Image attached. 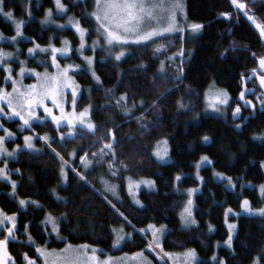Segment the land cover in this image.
Wrapping results in <instances>:
<instances>
[{
	"label": "trees",
	"instance_id": "obj_1",
	"mask_svg": "<svg viewBox=\"0 0 264 264\" xmlns=\"http://www.w3.org/2000/svg\"><path fill=\"white\" fill-rule=\"evenodd\" d=\"M63 2L68 5V14L80 19L82 25L89 29L91 39L94 36V23L85 17L92 10V0ZM240 2L248 6L249 15H254L257 22L264 24V0ZM28 4L29 0H6L5 10H12L14 18L26 22L22 32L33 39L22 40L19 46L27 51L34 45L33 41L46 46L52 40L59 45L60 38H66L72 43L74 49L71 58L59 60L62 65L75 63L82 66L81 73L74 74L82 88L77 109L82 110L91 104V120L99 131L98 136L85 132L75 140L69 137L61 142L60 132L66 133L67 126L57 132L54 123L46 120L43 124L35 122L32 129L26 128L21 132L19 129L22 122L19 119L5 121V125L17 134L14 141L8 142L10 147L17 143L23 144L26 135H47L56 141L51 148H55L68 163V166L62 164L60 158L39 138L36 143L43 147L42 152L22 150L16 159L8 161L11 178L18 185L17 195L16 198L11 195L9 182L0 180V209L8 215H17L18 239L9 243V250L16 263L23 264L21 254L24 252L36 258V246L60 250L67 243L73 246L88 244L113 255L144 252L150 255L155 264H165L148 252L151 235L145 229L150 224L166 226L164 250L182 252L195 248L202 264H212L213 254L225 259L227 264H252L256 256L264 254V217L259 216H232L231 219L237 223L233 239L234 251L225 246L216 247L218 242L225 241L228 236L225 223L227 209L240 211L243 199H249L254 208H261L264 206V197L256 188H241L238 183L237 188L232 190L213 177L214 170H217L240 182H264V169L260 167L264 161V139H253L264 137V108H258L255 114L251 108H245L237 120L206 116L199 122L191 123V119L203 109L206 91L211 87L225 89L233 102L238 101L244 89L242 76L246 79V85L255 89L254 94L261 90L253 69L259 66L258 58L264 56V38L260 36L255 23L247 18L245 10L236 8L231 0H185L187 20L205 26L199 34L194 38L186 37L183 42L179 36H168L155 43L131 47L129 54L121 61L106 59L102 50H97L95 70L102 80V85H97L75 51L79 44L76 33L70 28L58 29L41 23L47 9H55L53 0H31V17L25 13ZM221 13H231L232 18L225 19ZM0 33L7 38L15 35V25L3 16H0ZM233 42L237 47L233 48ZM0 45L6 49L14 48L8 42ZM160 45L166 46L164 53L155 52ZM181 48L186 49L182 82L161 78L170 77L175 71L179 59L171 61L168 57L175 55ZM89 54L93 55V52ZM27 61L29 67L53 71L50 53L38 52ZM161 61L166 65L164 73L159 71ZM4 74L1 71L0 78ZM154 77L156 79L153 82ZM89 89L92 90L90 94ZM106 89H112L114 96L106 95ZM124 93L129 96V106L135 94V102L139 104L143 100L147 107L135 109L132 117L125 116L114 102L115 97ZM161 93H165L166 98L158 105L157 111V108L152 107V102L158 100ZM261 98H264V94ZM178 102L184 103L187 111L178 109ZM104 105L109 107L105 109ZM141 115L144 116L143 121L134 118ZM239 121L242 127L236 128L235 123ZM157 122L158 126L147 135L141 134L140 123H147L151 127ZM113 127L117 140L116 160L128 164L130 169H121L117 176H112L108 169L110 156H104L103 163H97L96 158L92 157V153L102 147L99 136H104ZM204 136H208L210 142L205 143ZM129 137L134 139L129 142ZM162 139H168L170 144L172 161L166 164L160 163L152 155L157 141ZM73 152L75 156L70 155ZM85 152L88 153V159L93 160L89 170H85L80 161ZM203 155L211 158L213 165L201 170L204 184L202 191L196 195L195 210L198 227L184 229L179 214L188 195L183 190L174 189V177L186 174L181 182L183 188L196 185L197 180L191 173ZM62 167L68 177L66 185L62 184L63 178L60 175ZM116 167L119 168L120 164L117 163ZM17 168L20 174L16 173ZM77 172L86 176L89 183L81 181ZM129 176L133 179L151 178L156 182V191L142 189L138 194L144 208L134 204L127 192L126 180ZM104 178L119 185V198L106 196L107 200L104 199L105 195L100 191V181ZM57 196L62 199L57 200ZM17 198L36 200L42 207L30 203L26 209H21ZM48 213L57 217L60 224L59 237L52 234L49 227L45 231L42 222ZM63 213H67L66 221L59 220ZM124 217L131 223H127ZM209 224L215 228L213 233L208 231ZM26 225L34 244L27 240L24 232ZM121 227L125 233L132 234L131 238L126 239L121 248L113 250L115 234L112 229ZM0 238H4L2 230Z\"/></svg>",
	"mask_w": 264,
	"mask_h": 264
},
{
	"label": "snow or ice",
	"instance_id": "obj_2",
	"mask_svg": "<svg viewBox=\"0 0 264 264\" xmlns=\"http://www.w3.org/2000/svg\"><path fill=\"white\" fill-rule=\"evenodd\" d=\"M79 2V0H78ZM55 9L57 13L63 16L66 14L69 9L68 5L63 2V0H53ZM231 3L238 9L245 10V15L249 20H252L256 28L259 30L260 36L264 38V24L256 21L254 15H249L247 11V5L245 3L240 2V0H231ZM39 7V4H37ZM6 8V0H0V16L7 18L8 21H11L15 25V35L7 38L2 33H0V41L5 39H10L13 43L17 42L18 38L23 37L22 29L25 25V21L23 20H15L14 12L12 10H5ZM186 4L185 0H93V11L90 12L85 19L94 20L95 22V35L97 39L92 41L91 50L93 52L92 56H83V52L86 47V38L89 37V29L82 26L80 19L75 18L73 16H68L67 24H58V28H67L71 27L75 30V33L78 34L79 38V47L75 49L86 62V71H88L95 81L97 85H102V80L95 70V52L99 47L105 55V58H113L115 61H121L128 53L124 50V46L130 44H147L149 41H153L155 43V38L164 36L165 33L174 34V33H185L186 31L190 32L192 38L199 34L202 29L205 27L204 24L201 23H191L185 24V26H180L179 16H182L183 19L187 20L186 13ZM25 13L27 16L31 17V0H29L28 6L25 8ZM225 19H231V13H221ZM53 10L51 8L47 9L44 20L41 21L42 24L55 23L52 19ZM161 22H166V26L158 27ZM155 25V26H154ZM183 35L180 36L181 42H183ZM101 40H103V44H101ZM34 47L29 48L28 54L29 56L34 55L37 51L41 53L50 52L51 53V65L56 69L55 72H49L47 68H45L43 73L37 72L35 69H28L24 65L26 61L19 60V72L17 76L19 79L14 78L13 72L14 69L11 66V61L13 59H19V48H17V53L5 52L3 49H0V69L6 73L5 76L0 78L5 85H10L11 91H8L7 87H0V131L4 134L0 135V163L3 164L0 167V180L8 181L11 186V195H17V182L12 180L10 171L8 169V158L16 159L18 153L21 151V146L19 144L16 145L15 149L9 151L7 147L8 141H14L16 133L10 131L5 127V121H11L16 118L19 119L22 123L20 124V131L23 132L24 129H32L33 122L39 121L43 124L48 118H50L51 122L55 125V130L60 132V128L62 122L66 124L67 127L72 129L67 133V136L60 132L59 140L61 142L65 141L67 138H72L75 140L77 137L82 136L83 133H88L92 136H98V127L91 120V113L93 107L91 104H88L83 108L82 111L77 113L76 105H77V97L81 95L80 93V85L76 82L74 75H70L72 72H80L82 69L80 65H67L61 67L57 60V54H59L62 58H71L70 53H72L73 48L71 46V42L67 39L63 40V47L57 48L52 44H49L46 47H42L40 44L35 43ZM237 47L236 43L233 42V48ZM166 51L165 45H160L155 49L157 53H164ZM227 50H225V53ZM225 53H222L225 54ZM184 49L181 48L178 53L175 55L168 57L171 61H176L179 58V62L176 64L175 71L172 75L162 76L161 78L173 79L175 81L182 82V78L184 76ZM255 56V53H252ZM105 61H101L104 63ZM258 65L260 72H257L253 69V74L256 75L259 79V84L262 88H264V56L258 58ZM141 67H146L141 65ZM165 64L163 61L160 63L159 71L164 73ZM28 73L31 76H34L37 80V83L30 84L25 86L23 84V80L25 78V74ZM123 75V73H122ZM155 77L153 78V82L155 81ZM242 80L245 83V90L241 91L239 94V100L243 101L246 106H250L251 108H255V105L251 100H247L245 98V93L248 91L246 87V79L242 76ZM91 89L88 90L89 94L91 93ZM106 95H113L112 89L104 90ZM170 91V90H169ZM71 97L70 102L68 101V97ZM166 98L165 93H161L160 98L156 101L152 102V107L158 109V105L162 103ZM229 95L226 90H217L213 94V98L210 100L208 104V108L214 112H221V107L218 105H228L229 103ZM260 100L261 106L264 107V98L257 97ZM51 101L52 107H49L47 101ZM114 102L117 108L120 109L121 112L125 114V116L132 117V113L135 109L140 108L144 109L147 107L145 102L141 100L139 104L135 102V94L132 98V104L129 106V96L127 93L120 95L119 97L114 98ZM70 103L71 112L65 111L66 104ZM105 109L109 107V105L103 106ZM59 109V115H55L53 109ZM43 110L45 114L44 119L40 118L39 110ZM178 109L185 110L186 106L182 102H178ZM207 111V109H206ZM241 114V106L238 103L235 109L232 111V115L234 118L240 117ZM137 121H143L144 116L134 117ZM246 119V118H244ZM158 123L152 125L151 127L147 123H140L139 130L142 135H147L152 128L157 127ZM77 125L79 126V131H77ZM236 128L242 127L241 124H236ZM35 138H39L43 140L49 148L56 141L52 140L47 135L43 137H33V136H24V148L31 149L34 152H39L40 149L35 148L33 144V140ZM99 139L102 143V147H100L98 152H93L92 157L96 158L97 163L104 162V156H110V160L107 162L108 169L112 176H117L121 169L124 171H129V166L122 161L116 160V132L115 128H109L107 133L104 136H99ZM134 138L129 137V142H131ZM253 139H264V137H253ZM203 141L205 143L209 142V137L204 136ZM168 140L162 139L157 141L155 150L152 152V155L161 162H167L169 158L170 149L168 148ZM51 151L60 158L61 163L64 164V158L60 156V153L56 152L55 148H51ZM70 155L75 156V152ZM81 163L84 165L85 169H88L92 166L93 160L88 159V153L85 152L82 157H80ZM117 163L120 164V167L117 168ZM213 161L207 156L204 155L200 158V161L194 165L196 168V177L203 184V177L200 176V169L202 165H212ZM260 167L264 169V162L260 163ZM16 173L20 174V169H15ZM61 177L63 178V182L67 183V173L64 168H61L60 172ZM214 177L220 180H226L227 184L231 188H235L236 184L233 183L232 177H225L223 173L214 172ZM77 176L81 181H84L86 184L89 183L87 177L77 172ZM184 179L181 175L177 174L174 177L177 185L179 182ZM128 180V191L133 195L134 203L138 205L140 208H144L145 205L136 198V194L140 189L141 185H144L150 191H156V182L155 180L150 179H141L139 181H134L131 176L127 177ZM102 183L105 186V191L111 192L113 195L117 194V185L111 184L108 181L102 180ZM94 187V186H93ZM243 187V185L241 186ZM249 187H252L249 185ZM178 190V188H177ZM198 188L187 189L188 199L186 204L183 206V210L179 214V219L181 223V227L184 229H190L193 226L198 227V221L194 215V200L193 196L196 192H198ZM55 192V189H53ZM259 193L261 197H264V184L259 185ZM62 199L57 196V200ZM104 199L107 200L105 196ZM19 205L21 208H26L30 203L36 204L37 207H42L37 204L35 201H28L25 199H20ZM67 204L68 202L65 201ZM111 204V201H109ZM115 207V205H112ZM241 208L243 213L249 216H259L264 217V207L254 209L251 205V201L249 199H243L241 203ZM231 213L234 216H239L240 213H234L231 208L227 210L225 213V223L228 227V236L227 239L223 242V245L230 250H233V239L236 233L237 224H229L227 223V216ZM121 216H124L123 213H120ZM60 221L67 220V213H63L59 218ZM124 220L127 223H131L128 221L127 217H124ZM45 226V231H48L47 226H51V232L56 233L57 237H59L60 233V224L57 222V217L53 216L51 213L45 217L42 222ZM149 229H151L152 242L148 244V248L155 251L159 249L163 252L162 245L160 243L161 237L164 235L166 230V226H161L160 228H156L155 225H149ZM0 230L4 233V238H0V264H16L15 257L9 251V243L12 240H17L18 237L16 235L17 229V215H8L2 209H0ZM139 231L143 232V229ZM208 231L211 233L215 231L214 226L209 224ZM25 235L27 236V240L30 244H34L32 235L27 230V225L24 229ZM112 232L115 234V240L113 242V247H120L122 242H125L126 239L131 238V233H125L124 229L121 227L120 229H112ZM217 248H220L221 245L217 243ZM98 249L92 247L91 245L83 244L79 246H73L72 244H67L66 246L60 250L55 248L49 249L47 246H36L35 253H37L36 258L29 257L27 252L22 253V261L23 264H37L38 260L40 264H115V260L111 256H107L104 259H101L99 255H97ZM164 256H167L169 259L173 260V264H176V260L179 259L181 264H202L201 261L198 260V253L195 248L187 249L182 254H173L163 252ZM139 258L140 264H152V261L149 260L144 252H137L133 255L132 259L135 260ZM264 261V254L256 256L252 264H262ZM212 264H227V261L223 258L218 257L216 254L211 256Z\"/></svg>",
	"mask_w": 264,
	"mask_h": 264
},
{
	"label": "rangeland",
	"instance_id": "obj_3",
	"mask_svg": "<svg viewBox=\"0 0 264 264\" xmlns=\"http://www.w3.org/2000/svg\"><path fill=\"white\" fill-rule=\"evenodd\" d=\"M92 4H93V0H92ZM93 11V7H92V10L91 11H89V13L90 12H92ZM88 13V14H89ZM87 14V15H88ZM68 16H73V15H71V14H68V12L66 13V14H63V16H61L60 14H58L57 13V10L56 9H54L53 10V17H52V19L55 21V23H49V24H44L45 26H47V25H52V26H55L56 28H58L57 27V25L58 24H67V20H68ZM58 17H62V18H58ZM73 17H75V16H73ZM76 18V17H75ZM15 20H18V19H16V18H14ZM178 19H179V23H180V26H185V24H191L190 22L191 21H189V20H184L183 19V17L182 16H179L178 17ZM93 21V23H94V27H93V30H94V36L91 38V39H89V38H86V47H85V50H84V52H83V56H92L91 54H89V52L90 51H92L91 50V45H92V41L93 40H95V39H97V37H96V35H95V27H96V25H95V22H94V20H92ZM189 21V22H188ZM81 22V21H80ZM82 24V23H81ZM83 26V25H82ZM155 26V25H154ZM164 26H166V22H161V24L160 25H158V27H164ZM84 27V26H83ZM67 28H70V29H72L71 27H67ZM86 28V27H85ZM58 29H61V28H58ZM63 29H65V28H63ZM74 32H75V30L74 29H72ZM77 35V37H78V34H76ZM181 35H183V37L184 38H186V37H189V38H192V35H191V33L190 32H188V31H186L185 33H183V34H181V33H179V32H177V33H174V34H169V33H165L164 34V36H162V37H158V38H155V41L156 40H158V39H163V38H166V37H168V36H181ZM197 35V34H196ZM66 38H60V44L59 45H56L52 40L50 41V43L49 44H52V45H54L55 47H57V48H61V47H63V40H65ZM79 39V38H78ZM22 40H26V41H29V40H33L31 37H29V36H26L24 33H23V37L22 38H18L17 39V42L16 43H13L10 39L8 40V39H5V40H2V41H0V43H4V42H8V43H11L12 45H14V48H8V49H6V48H4V47H2L1 45H0V49H3V51H5V52H11V53H14V54H16L17 53V48H19V54H18V57H19V59L17 60V59H13L12 61H11V66H12V68L14 69V72H13V76H14V78H16V79H19V77L17 76V73L19 72V60H24V61H26V64L24 65L26 68H28V69H35L37 72H40V73H43L44 72V70H40V69H36V68H32V67H29L28 65V58H33L35 55H36V53H38L39 51H37L34 55H32V56H29V54H28V51H24L20 46H19V42L20 41H22ZM68 40V39H67ZM69 41V40H68ZM153 41H149V42H147V44H150V43H152ZM35 43H37V42H35ZM39 44V43H38ZM48 44V45H49ZM101 44H103V40H101ZM147 44H140V45H136V44H130V45H126V46H124V50L126 51V53H128L129 54V52H130V48L131 47H134V46H143V45H147ZM48 45H46V46H48ZM35 46V44L33 45V46H31V48L32 47H34ZM42 46V45H41ZM46 46H42V47H46ZM71 46H72V48L74 49V46L72 45V43H71ZM79 47V44H78V46H77V48ZM76 48V49H77ZM184 49V53L186 54V49L185 48H183ZM97 50H101V48H97L96 49V51ZM180 50H178L176 53H178ZM25 52V53H24ZM46 53H50V52H46ZM78 53V52H77ZM51 54V53H50ZM78 55L80 56V58L82 59V61L86 64V62L83 60V57L78 53ZM70 56H71V53H70ZM126 57V56H125ZM60 58H62L59 54H57V60H58V62H59V64L61 65V67H64V66H67V65H78V64H75V63H67L66 65H62V63L60 62ZM186 58V55H184V58L183 59H185ZM110 59V58H109ZM111 59H113V58H111ZM124 59V58H123ZM179 59V58H178ZM38 61L39 62H41V60L40 59H38ZM53 67V71H49V72H55L56 71V69L54 68V66H52ZM87 67V66H86ZM80 68L82 69V66L80 65ZM165 70H166V65H165ZM165 70H164V72H165ZM1 71H3L2 69H0V75H1ZM256 71L257 72H260L261 70L259 69V66H258V68L256 69ZM75 73H81V71L80 72H72V73H70V75H74ZM161 73V72H160ZM6 75V73L4 74V76ZM74 77H75V75H74ZM255 77H256V81H257V84H258V86H260V84H259V79H258V77L255 75ZM75 80H76V78H75ZM76 82L78 83V81L76 80ZM35 83H37V80H36V78L34 77V76H31V75H29L28 73H26L25 74V78H24V80H23V84L25 85V86H27V85H30V84H35ZM79 84V83H78ZM80 85V84H79ZM0 87H7V89H8V91H11V87H10V85H5L4 83H3V81L0 83ZM246 87H247V89H248V91H246V93H245V98L247 99V100H251L252 102H253V104L255 105V108L253 109V108H251L250 106H246L245 104H244V102L243 101H240L239 100V97H238V101L237 102H233V99H232V97L230 96V94L228 93V95H229V97H230V99H229V103H228V105H226V106H224V105H218L219 107H221V112H214V111H212L211 109H209L208 108V104H209V102H210V100L213 98V94L217 91V90H225V89H222V88H217V87H211V88H209L207 91H206V94H205V97H204V106H203V109L194 117V118H192L191 119V123H194V122H199L200 120H201V118L202 117H206V116H217V117H222V118H225V119H231V120H237V119H239L240 117H241V115H242V111H243V109H245V108H251L252 109V113L253 114H255L256 113V110L259 108V109H263L264 107H262L261 106V102H260V100L259 99H257V97H261V95H263L264 94V88H262L261 86V90H258L257 92H256V94H254L255 93V89L254 88H252V87H248L247 85H246ZM263 89V90H262ZM245 90V86H244V89H243V91ZM81 91H82V88H81V86H80V93H81ZM79 98H80V96H78L77 97V102H78V100H79ZM70 100H71V97H70V95H69V97H68V101L70 102ZM240 104V106H241V114H240V117H237V118H234L233 117V115H232V111L235 109V107H236V105L237 104ZM47 104H48V106L49 107H52V104H51V101L49 100V101H47ZM206 109H207V111H206ZM83 110V109H82ZM82 110H78L77 109V105H76V111H77V113H79L80 111H82ZM65 111L66 112H71V107H70V103L69 104H66V106H65ZM53 112H54V114L55 115H59L60 113H59V109H53ZM39 114H40V118L41 119H44V116H45V114L43 113V110L41 109V110H39ZM16 119H18V118H16ZM15 120V119H14ZM48 120H50V118H48ZM35 122H39V121H35ZM35 122H33V123H35ZM236 124H241L242 125V122L241 121H239V122H237V123H235V125ZM63 126H66V124L64 123V122H62V125H61V127H63ZM5 127L6 128H8L6 125H5ZM241 128V127H240ZM9 129V128H8ZM10 130V129H9ZM72 129H70L69 127H68V129H67V131H66V133H64L66 136H67V133L69 132V131H71ZM77 131H79V126L77 125V129H76ZM10 131H12V130H10ZM13 132V131H12ZM15 133V132H14ZM4 133L2 132V131H0V135H3ZM16 136H17V134H16ZM16 136H15V138H16ZM27 136H33V137H43V136H45V135H43V136H38V135H27ZM49 137V136H48ZM36 139L37 138H35L34 140H33V144L35 145V148H37V149H40V151L39 152H42V150H43V147L42 146H40V145H38L37 143H36ZM41 140V139H40ZM168 140V139H167ZM44 144H46L43 140H41ZM9 142V141H8ZM8 142H7V147H8V149H9V151H12L13 149H15V147H16V145L18 144H15L13 147H10L9 145H8ZM169 142V141H168ZM209 142H210V138H209ZM208 143V142H207ZM20 146H21V151L22 150H27V151H31V152H34V151H32L31 149H26V148H24V143L23 144H19ZM47 145V144H46ZM156 146V145H155ZM168 148L170 149V144L168 143ZM154 150H155V148H154ZM153 150V151H154ZM20 151V152H21ZM19 152V153H20ZM39 152H34V153H39ZM19 153H18V155H19ZM18 155H17V157H18ZM204 156V155H203ZM211 159V158H210ZM10 160H14L13 158H8V161H10ZM212 160V159H211ZM159 161V160H158ZM172 160H171V157H170V153H169V158L167 159V162H161V161H159L160 163H163V164H166V163H170ZM200 161V159L196 162V163H198ZM264 162V161H263ZM195 163V164H196ZM66 166H68V163L66 162V164H65ZM213 165V164H212ZM212 165H202L201 166V169H200V176H202V174H201V170L204 168V167H206V166H212ZM84 166V165H83ZM85 168V167H84ZM91 167H89L88 169H85V170H89ZM65 170V169H64ZM65 172H66V170H65ZM214 172H219V171H217V170H214ZM220 173H222V172H220ZM224 174V173H223ZM179 175H181L182 177H185L186 176V174H179ZM191 175L197 180V184L196 185H194V186H192V187H188V188H183V187H181V182L183 181V179L179 182V184L177 185V182H174V189L176 190V191H185L186 193H187V189H191V188H198L199 189V191L198 192H196L195 194H194V196L192 197L193 198V200H194V215H195V210H196V195L197 194H199L201 191H202V188H203V184H204V182H203V184H201V182L197 179V177H196V168H194V170H193V172L191 173ZM224 176L225 177H229L228 175H226V174H224ZM203 177V176H202ZM213 177H214V175H213ZM231 177V176H230ZM133 179V178H132ZM141 179H150V180H153V179H151V178H139V179H133L134 181H139V180H141ZM214 179L216 180V181H220V182H223L225 185H226V187L227 188H229V189H232V190H234V189H236L237 188V186H238V183L240 184V187L243 185V187H249V185H251L252 187H250V188H256L257 190H258V192H259V185L260 184H254V183H252V182H248V181H239V179H234L233 177H232V179H233V183H235L236 184V187L233 189V188H231L228 184H227V181L226 180H220V179H218V178H216V177H214ZM102 180H105V181H108L109 183H111V184H114V183H112V182H110L109 180H107V179H102ZM102 180L100 181V191L105 195V196H107L108 198H110L111 196H113L114 198H119V185L118 184H115V185H117L118 187H117V194L116 195H113L111 192H107V191H105V186H104V184L102 183ZM203 180H204V178H203ZM6 182H8V181H6ZM62 184L63 185H66L67 183H64L63 182V179H62ZM261 184H264V182L263 183H261ZM126 187H127V192L129 193V191H128V180H126ZM243 187H241V188H243ZM177 188H178V190H177ZM142 189H146V190H148L144 185H141V187H140V189L138 190V192H137V194H136V198L138 199V194H139V192L142 190ZM260 194V193H259ZM129 195L131 196V199H132V201H133V203H134V199H133V195L132 194H130L129 193ZM13 196V195H12ZM13 197H15L16 198V196H13ZM18 199V201L21 199V198H17ZM188 199V198H187ZM25 200H28V201H35V202H37V204H39L40 205V203L38 202V201H36V200H31V199H25ZM187 201V200H186ZM135 204V203H134ZM186 204V202H184V205ZM36 205V204H35ZM183 205V206H184ZM21 207V206H20ZM28 207V206H27ZM26 207V208H27ZM253 207V206H252ZM264 207V206H263ZM26 208H21V209H26ZM254 208V207H253ZM262 208V207H261ZM229 209V208H228ZM227 209V210H228ZM254 209H258V208H254ZM183 210V207L181 208V211ZM227 212V211H226ZM233 212L234 213H240V215L241 214H245V213H243V211H242V208H241V210L240 211H234L233 210ZM245 215H247V214H245ZM232 216H234L233 214H231V213H229L228 214V216H227V223H229V224H232V223H234V224H237L235 221H233L232 219H231V217ZM235 217H237V216H235ZM195 218H196V216H195ZM196 220H197V218H196ZM198 221V220H197ZM57 222H58V220H57ZM150 225H154V224H150ZM156 226V225H155ZM226 226H227V224H226ZM47 227H49V229H50V232H51V226L50 225H48ZM161 226H156V228H160ZM194 227V226H193ZM228 228V227H227ZM215 229V228H214ZM237 230V229H236ZM145 231L147 232V233H149L150 235H151V229H149V227H147L146 229H145ZM214 232V231H213ZM213 232H211V233H213ZM52 233V232H51ZM166 233H167V229L165 230V232H164V235L161 237V240H160V243H161V245H162V248H163V239H164V237H165V235H166ZM210 233V232H209ZM52 234H55L56 236H57V234L56 233H52ZM236 234V233H235ZM234 237H235V235H234ZM152 242V236H151V238H150V241H149V243H151ZM223 242L224 241H222V242H218L221 246H224L223 245ZM122 244H123V242L121 243V245H120V247H118V248H114L113 247V250H117V249H119V248H121V246H122ZM88 245V244H87ZM79 246V245H78ZM96 249H98V252H97V255H99L100 257H101V259H104V258H106L107 256H111V257H113L114 258V260H115V264H140V260H139V258H137V259H135V260H133L132 259V257H133V255L134 254H124V255H113V254H111L110 252H108V251H105V250H103V249H100V248H97V247H95ZM148 252L151 254V255H153L154 257H156L157 259H158V261L160 262V263H165V264H173V260H171V259H169L167 256H164L163 255V252H167V253H173V254H182L183 252H185V251H182V252H180V251H166V250H164L163 249V252H161L159 249H156L155 251H153V250H151V249H149L148 248ZM144 255L149 259V260H151L152 261V259H151V257H150V255H148V254H146V253H144ZM198 260H200V257L198 256ZM17 264V263H16ZM37 264H40V261L38 260V262H37ZM152 264H155L153 261H152ZM176 264H181V261L179 260V259H177L176 260Z\"/></svg>",
	"mask_w": 264,
	"mask_h": 264
},
{
	"label": "water",
	"instance_id": "obj_4",
	"mask_svg": "<svg viewBox=\"0 0 264 264\" xmlns=\"http://www.w3.org/2000/svg\"><path fill=\"white\" fill-rule=\"evenodd\" d=\"M10 251V250H9ZM11 253V252H10Z\"/></svg>",
	"mask_w": 264,
	"mask_h": 264
}]
</instances>
